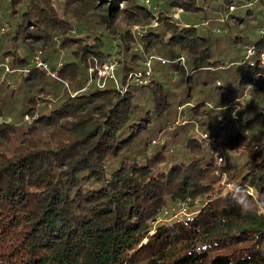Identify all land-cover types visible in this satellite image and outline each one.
Returning <instances> with one entry per match:
<instances>
[{"label": "trees", "instance_id": "1", "mask_svg": "<svg viewBox=\"0 0 264 264\" xmlns=\"http://www.w3.org/2000/svg\"><path fill=\"white\" fill-rule=\"evenodd\" d=\"M62 1L60 16L53 0H0L11 27L0 39V58L24 66L41 49L51 70L76 91L38 109L36 93L61 81L30 66L28 102L18 112L10 105L15 89L0 87V141L16 132L6 117L39 115L19 146L10 154L0 150V264H264V147L240 167L226 165L230 187L214 174L224 165L214 167L211 155L196 157L200 145L191 137L183 142L188 160L168 157L165 143L148 149L150 128L162 131L176 105L187 121L206 116V129L215 123L225 146L244 144L243 129L264 125V111L249 104L242 105L238 125L206 107L209 100L221 107L241 97L262 70L246 46L264 49V33L254 30L264 29V0H163L151 7L143 0ZM101 6L98 25L85 13ZM176 7L188 17H175ZM118 19L147 26L140 50ZM104 31L119 46V85L82 90L87 68L110 58ZM151 49L170 60L184 55L186 70L180 67L173 87L152 75L146 84L127 81ZM58 50L67 51L60 66L53 63ZM262 84L253 92L264 104ZM188 197L202 200L192 215L156 222L163 209Z\"/></svg>", "mask_w": 264, "mask_h": 264}, {"label": "rangeland", "instance_id": "2", "mask_svg": "<svg viewBox=\"0 0 264 264\" xmlns=\"http://www.w3.org/2000/svg\"><path fill=\"white\" fill-rule=\"evenodd\" d=\"M154 1L160 2L161 5L164 2L163 0H151V3ZM53 3H54V7L57 10V12L59 13V15L62 16L63 11L65 9V5H64L63 1L62 0H53ZM0 7H1L0 14L2 15V12H4V11H3V7L2 6H0ZM119 7H122L121 3H119ZM103 8L104 7L101 6L99 8L90 9V10L86 11L85 15L88 16L89 20H91L94 23H97V21H99V18H101L102 14L104 13ZM230 9H233V7H231ZM173 10H174L173 15L175 17H179V16L180 17H182V16L188 17V15H189V12L184 11L183 8H181V7L173 8ZM260 17L263 18L264 13H262V16L260 15ZM89 20L84 22L82 25L79 23L77 26V28L80 26L78 29L79 31L76 29L75 34H82L83 32L81 31V26H83V25L88 26ZM219 20L222 21L223 18H219ZM6 22H7V26L5 27V29L0 30V39H2L4 36L3 34L11 28L9 22L7 20H6ZM116 22H119L122 27L129 29L130 33L132 35H134V37H135L134 42L131 44L132 47L135 50L136 49L140 50V48H141V41L139 38L140 32H142V30H144V29H147V26H142V25L136 24L135 22H132L131 20L130 21H122L121 19L120 20L118 19ZM204 24L207 26V28L209 30H211L212 26H211L210 22H206ZM1 25H2V23L0 21V26ZM98 25H100V24H98ZM142 27H143V29H141ZM254 30L257 31V33H261V34H262V32L264 33V29H260L257 26L254 27ZM102 33H103L102 35H103V38L105 39V41L106 42L108 41L110 43L108 46V50L110 52V58H108V59L116 61L117 58L121 57V55H119L117 53V51L119 49V46H117V40L112 39L110 35H106L105 31ZM34 47H38V44H37V46L35 45ZM248 51L254 56L256 54H258L257 58L259 61V66L262 67V70L256 74L252 75V78H251L252 80L244 88L242 96L228 102L227 104H225L224 106H221V107H216L214 102H212L211 100L206 102V107H208V109H210V111L213 115L215 114L214 112H217V111H220V112L226 114L229 118V119L226 118V120L229 121V124H231V125H234V123L238 125L244 121V120H242L244 117L243 111H242V105L243 104H249L250 106L257 108L259 111H264V104L262 102L261 97H259L260 93L257 94V93L253 92V89L255 88V85L257 82L264 83V49L256 53L253 46L248 45V46H246V54H248ZM20 53H24V52L22 50H20ZM152 53H156V54L160 55L156 50L151 49L149 51V53L144 54L143 58L140 60V62L143 64L142 67H146V68L148 67V66H145L143 61L145 58H147L148 55H150ZM24 54H22V55H24ZM44 55H45V52H42L41 49L35 50L32 53V55L29 57L28 64L24 65V66H19L17 64H14L13 66H11V57L10 56H4V57L0 58V87H2V88L6 87L7 89H15L16 96H15V99L11 101L10 105L13 106L14 109L18 112L21 111V109L23 111L27 105V102H28L27 96H26L27 89H28V87H27L28 81H25L24 78L28 77L29 72L27 70H28V67H30L31 65H34L36 70H40V71L45 72L46 75H48L50 78H52V79L56 78V79L61 81V84L56 86L55 89L51 92L41 91V92L36 93L37 99L35 100L34 105L38 109H44L48 104H50L49 106H51L52 104H55L56 102H58V100H60L61 97L65 96L66 93L71 94V93L76 92L72 89V87L69 83V80H66V79L63 80V79H59L57 77L56 71L51 70L49 61L43 59ZM35 56H38L39 59L43 63L46 64V68L43 66H38L36 64V62L34 60ZM66 57H67V51L66 50H60V51L58 50V52L55 54V58L53 59V63H56L57 66H60V64L64 61V59H66ZM162 57H164V56H162ZM164 58H166V57H164ZM166 59L170 60L168 58H166ZM212 59H213V57H212ZM99 66L100 65L89 66V67L97 68ZM181 68H182V66H181ZM150 69H151V71H150L151 75L154 76L158 81L166 82L167 83L166 86L169 85V87H173V84L170 82L175 81L178 78V70L180 69V66L174 65L173 68H167V67L162 66V64H160L158 61H153L150 64ZM183 69H185V68H183ZM87 72H88V70H87ZM116 77H117L116 82L109 80V79L104 80V78H101V82L105 81V85H106V83L111 82L115 86L117 83L119 84V78H118L117 74H116ZM87 81H88V78L85 81V84H84V87L82 88V90L83 89L84 90L90 89L95 84V81H94L90 85H88ZM133 81L134 80H132L131 82H133ZM50 82L51 81H49L47 83H50ZM216 83L218 85L221 84L220 80H217ZM262 86H264V84H262L260 86V88ZM262 95H264V94H262ZM192 102H193V100L191 101V103ZM183 107H187V105L186 106L183 105ZM180 109H182V108H178V106L176 105L175 110L178 111V113L176 112V115H175V117L173 116V118L171 116L170 122H167L166 124L163 123L164 128L162 131L150 128V130L152 132V140L149 144L148 149L150 151H152L158 145H163L165 143L167 146V156L168 157L171 154H173L176 158L188 160V154L184 150L185 146H184L183 142L187 139V136L191 137L192 139H195L194 143L197 144V146L200 145V148H199L200 151H198V149L195 150L196 157H199L201 155H203V156L206 155L209 157V155H211L214 157V163H213L214 167L224 165L223 167H220V168L218 167L215 170L214 174L220 176V183L221 184H225V185H227V187H230L231 183H227V177H226L227 175L223 171L224 168L226 167V165L229 167V169H235L237 167H240L247 159H251L255 152L260 151L262 149V147H264V125L256 126L254 128V130L250 129V128L243 129V132L246 135V139H245L246 142L240 146L237 145V146L230 147V146H225L222 143V134H220V133L215 134V123H213V125L211 127L213 129H206L205 125L204 126L201 125V122H203L204 119H207L206 116L204 118H199L198 121H196L195 119L192 121L191 120L187 121V120H185V117H183L182 114L179 113ZM38 116H39L38 114L37 115H31V114L25 112L23 114L20 113L17 117H14L13 114L6 117L12 123L16 124V132L11 133L8 138H5L2 141H0V150H4L8 154H10L17 146H19L21 144V133H22V131L26 128L27 125L33 124L35 119L38 118ZM1 117L4 118V116H1ZM175 131H176V133H175ZM197 146L192 147V148H197ZM189 151H190V149H188V153H189ZM109 168H111V166H109ZM248 189L250 191V194L253 195L252 188L249 187ZM196 203L201 204L202 200L199 197H197L195 199L190 198L189 205H188V207H189L188 211L192 210ZM195 207H197V206H195ZM191 212H193V211H191ZM179 217H177V218H179ZM167 218H168V220L172 219V217H170L169 214L167 217V214H165V212L162 211L161 215L159 217H157L156 222H161V221L163 222V220L166 221L165 219H167ZM2 252H4L1 254L2 258L5 257L6 254L7 255L9 254L6 250L2 251Z\"/></svg>", "mask_w": 264, "mask_h": 264}, {"label": "built area", "instance_id": "3", "mask_svg": "<svg viewBox=\"0 0 264 264\" xmlns=\"http://www.w3.org/2000/svg\"><path fill=\"white\" fill-rule=\"evenodd\" d=\"M145 5H147L148 7L152 6L151 0H143ZM155 9H157V6H154ZM0 21L2 23V25L0 26V30H4L5 27L7 26V22L2 18V15L0 14ZM216 32L220 31V28H215ZM251 50V49H250ZM247 55H251V53L248 51ZM34 60L36 62V64L38 66H43L46 68V64L43 63L38 56L34 57ZM153 61H158L160 64L164 65L167 63H172L175 66H182L183 68L186 69V65H185V58L184 55L182 53L178 54L177 56H175L173 59L171 60H167L166 58L162 57L161 55H158L156 53H152L150 55L147 56V58H145L144 60V64L146 67H142V69L137 70L136 72H131L128 75L127 81H137L140 84H146L149 82L150 80V76H151V69H150V64ZM32 67L35 68L34 65H31ZM116 67H117V63L115 60H109L107 59L105 62H103L99 67L97 68H92L89 67L88 68V81L87 84L90 85L92 82L95 81V84L98 87H103L105 86V81L101 82V78L105 79H109L112 81H117V77H116ZM29 68L28 67V72H29ZM118 83L115 85V87H118ZM3 118L0 116V121ZM189 201L190 198H186L184 200H180L177 201L172 207L166 208L163 210V212H165V214L170 215V217L173 218H177V217H181L182 216H190L193 212H191L190 210L188 211L189 207ZM195 206H198V204L196 203ZM194 206V207H195Z\"/></svg>", "mask_w": 264, "mask_h": 264}, {"label": "clouds", "instance_id": "4", "mask_svg": "<svg viewBox=\"0 0 264 264\" xmlns=\"http://www.w3.org/2000/svg\"><path fill=\"white\" fill-rule=\"evenodd\" d=\"M238 202H239V201H238ZM241 207H242L243 210H246L245 207H244V205H241Z\"/></svg>", "mask_w": 264, "mask_h": 264}]
</instances>
